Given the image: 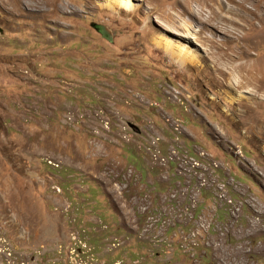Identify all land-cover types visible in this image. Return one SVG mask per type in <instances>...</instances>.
<instances>
[{"label":"rangeland","instance_id":"rangeland-1","mask_svg":"<svg viewBox=\"0 0 264 264\" xmlns=\"http://www.w3.org/2000/svg\"><path fill=\"white\" fill-rule=\"evenodd\" d=\"M21 1L0 0V264H264V30L178 0Z\"/></svg>","mask_w":264,"mask_h":264},{"label":"bare ground","instance_id":"bare-ground-1","mask_svg":"<svg viewBox=\"0 0 264 264\" xmlns=\"http://www.w3.org/2000/svg\"><path fill=\"white\" fill-rule=\"evenodd\" d=\"M16 1L18 3H22L21 0H16ZM190 1H192V0H178L177 5H178V7H181V9L183 10V13L185 15H189L190 18H192V19L198 18L199 21L205 26L207 25V23H209V25L214 24L215 27L222 28V30H225L227 33L230 32V33L235 34V35L236 34L238 35V33L240 34V30L245 32L248 29V31L253 32L256 35H258L257 34L258 31L264 30V8H263V6L259 5L258 0H239V2H236V0H228L227 1L228 4H227V2H223L222 0H217V5H218V8L220 9V13H217L218 16L216 18L213 16V14H212V17H210V18L205 16L206 20L203 19V16H204L203 12L205 11L206 5H204L200 1H198L199 4L202 6L201 10H199V9L193 10L189 5ZM121 3H122L121 6H124L126 9H128V10L132 9V5L129 3V0L122 1ZM232 4H233V6H232ZM248 4L253 5V8H250V7L248 8L247 7ZM49 5H50V7H53V10H50V12H52V13H58V11H62L61 7L57 5V0H51L49 2ZM111 5H112V3H111ZM214 5L212 7H210L212 10L211 11L212 13L216 12ZM223 13L229 14L232 17V21L227 20L229 22V23L227 22V25L223 24V22L226 21ZM234 17H238L240 20L237 21ZM255 21H258L260 25L259 24L257 25L255 23ZM244 23L246 25L249 24L250 27L247 28L248 26L246 27V25H244ZM169 25L170 26H168V27L171 29L175 30V28H176L179 31L181 29V31H183V33H186V35L184 34L185 38L192 39V40L194 39V34L192 33V29L190 27H188L187 25H181L180 24L179 27L175 26V24H173V23L169 24ZM204 30H206V28H204ZM202 32H203V30L199 31V36L201 38H202V36H201ZM195 39L197 40L198 38H195ZM246 41H248L247 33L239 36L238 39L234 40V42H237L239 44L240 43L246 44ZM204 42L205 43H212L210 41V39H208V38H204ZM157 45L163 46V48L171 56V58L177 60L179 63H181L183 65L193 59L191 57L190 53H187V51L185 49H182L179 47V50H176L175 49L176 47L173 46L171 43H167V42L163 43L162 41L158 40ZM208 55H210L209 57L216 58V55L212 54L210 52H208ZM218 63H216L215 61L213 62L215 73H217L218 75L223 76V77H228V74L224 70V67L223 68L220 67ZM243 68L239 67V69L241 71L243 70ZM252 75L255 76V78L253 77V79L257 80V77H256L257 73L254 72V73H252ZM258 80L261 83L264 82L263 77L259 78ZM226 87H228L231 90H237V89H242L244 87V85L240 82H237L236 84H234L233 79H232V75H229V79H228V81H226Z\"/></svg>","mask_w":264,"mask_h":264},{"label":"flooded vegetation","instance_id":"flooded-vegetation-1","mask_svg":"<svg viewBox=\"0 0 264 264\" xmlns=\"http://www.w3.org/2000/svg\"><path fill=\"white\" fill-rule=\"evenodd\" d=\"M54 264H93V263L92 262H85V261H83L81 259L75 258V259L69 260L68 262L60 260V261L55 262ZM98 264H121V263L120 262L109 263L107 261H101Z\"/></svg>","mask_w":264,"mask_h":264}]
</instances>
